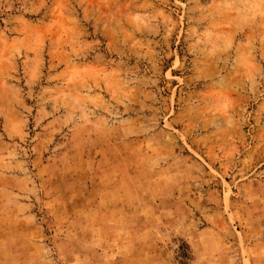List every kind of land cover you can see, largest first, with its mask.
<instances>
[{
	"label": "rangeland",
	"instance_id": "1",
	"mask_svg": "<svg viewBox=\"0 0 264 264\" xmlns=\"http://www.w3.org/2000/svg\"><path fill=\"white\" fill-rule=\"evenodd\" d=\"M0 264H264V0H0Z\"/></svg>",
	"mask_w": 264,
	"mask_h": 264
}]
</instances>
